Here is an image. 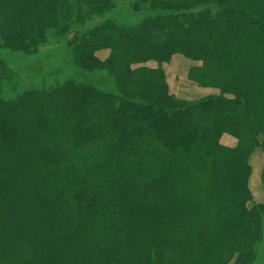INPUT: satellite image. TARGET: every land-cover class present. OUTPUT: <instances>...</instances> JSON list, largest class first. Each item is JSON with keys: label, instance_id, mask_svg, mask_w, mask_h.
Wrapping results in <instances>:
<instances>
[{"label": "trees", "instance_id": "16d2710c", "mask_svg": "<svg viewBox=\"0 0 264 264\" xmlns=\"http://www.w3.org/2000/svg\"><path fill=\"white\" fill-rule=\"evenodd\" d=\"M71 2L0 0V46L33 55L50 29L68 34ZM115 2L74 3L81 15ZM132 9L159 12L131 27L75 29L71 40L81 67L109 70L116 93L66 80L0 99V264H255L264 0H136ZM176 54L208 95L170 90L163 64Z\"/></svg>", "mask_w": 264, "mask_h": 264}, {"label": "rangeland", "instance_id": "374dc122", "mask_svg": "<svg viewBox=\"0 0 264 264\" xmlns=\"http://www.w3.org/2000/svg\"><path fill=\"white\" fill-rule=\"evenodd\" d=\"M136 0H116L115 7L101 14H92L90 10L82 9V14H77L78 7L72 0L74 6V15L69 20L70 31L59 33L57 30L50 29L47 33V40L39 48V51L33 55H25L8 51L0 46V60L5 63V70L0 73V99L1 101H14L23 93L42 88H50L62 84L66 80H74L80 83H90L98 89L116 93V84L114 78L107 69H83L80 64L78 44L71 43L75 37L74 30H86L93 28L107 20H112L116 24L131 27L139 24L144 18L157 14L148 9L140 12H134L132 4ZM1 22V21H0ZM83 26V27H81ZM66 34V35H65ZM83 34V32L81 33ZM1 44V41H0ZM109 54L108 50H101L98 56L105 59ZM178 59V62H177ZM179 60H183L180 63ZM185 62V63H184ZM187 63V64H186ZM194 64L190 59L180 54H176L170 63H164L167 81L170 90L177 96L194 100L208 95L210 89L199 87L202 96L193 97L188 93L191 88V81L183 76V70ZM150 67H157L158 63L150 61L147 63ZM192 84H196L195 82ZM185 91V92H184ZM200 94V95H201ZM255 264H264V242L260 245L259 254Z\"/></svg>", "mask_w": 264, "mask_h": 264}, {"label": "crops", "instance_id": "0c3cea01", "mask_svg": "<svg viewBox=\"0 0 264 264\" xmlns=\"http://www.w3.org/2000/svg\"><path fill=\"white\" fill-rule=\"evenodd\" d=\"M180 63L183 60H179ZM178 62V59H177ZM185 63V62H184ZM187 64V63H186ZM183 70V76L186 78V82L189 81L187 78L188 75V68ZM194 83V82H192ZM191 88H189L188 93H190L193 97L202 96L201 90L199 89L197 84H192ZM185 92V91H184ZM201 94V95H200ZM178 95V94H177ZM198 98V97H197ZM223 144L234 147L237 144V139L229 134H224L221 138ZM250 164L252 167V174L250 177V189L253 194V198L255 202H264V178L262 177L264 171V154L260 148H257L254 153L250 157Z\"/></svg>", "mask_w": 264, "mask_h": 264}]
</instances>
